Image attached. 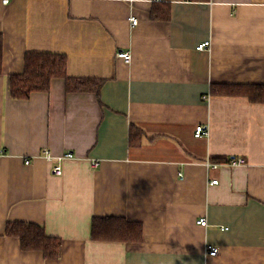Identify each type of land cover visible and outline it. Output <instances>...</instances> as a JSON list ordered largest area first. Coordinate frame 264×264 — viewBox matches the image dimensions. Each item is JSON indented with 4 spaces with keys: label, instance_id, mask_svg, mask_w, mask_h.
I'll return each mask as SVG.
<instances>
[{
    "label": "crops",
    "instance_id": "crops-1",
    "mask_svg": "<svg viewBox=\"0 0 264 264\" xmlns=\"http://www.w3.org/2000/svg\"><path fill=\"white\" fill-rule=\"evenodd\" d=\"M167 2L171 18H152ZM0 33V264H264V103L211 92L264 83V0L0 1ZM33 51L65 54L70 77L104 79L99 95L55 77L13 98L9 76ZM199 124L208 133L196 137ZM44 148L74 154L62 175ZM107 215L140 221L143 240H93V217ZM9 220L43 224L60 256L23 250Z\"/></svg>",
    "mask_w": 264,
    "mask_h": 264
},
{
    "label": "trees",
    "instance_id": "trees-1",
    "mask_svg": "<svg viewBox=\"0 0 264 264\" xmlns=\"http://www.w3.org/2000/svg\"><path fill=\"white\" fill-rule=\"evenodd\" d=\"M152 18L168 20L171 18V5L159 3L152 9ZM3 34L0 33V73L3 65ZM55 77L65 79L67 91H93L98 95L105 80L96 77H70L67 75V57L63 53L33 51L25 55L24 70L11 74L8 79L10 95L15 99L29 98L34 92H45L51 87ZM211 92L223 95H243L252 102L264 103V83H217L211 85ZM143 130L136 124L130 127V145L141 143ZM229 157L214 155L212 160L220 162ZM144 226L140 221L125 216H94L91 224L93 240L135 243L143 240ZM5 234L20 240L23 250L42 251L46 258H58L62 251V240L49 235L45 226L25 220H9Z\"/></svg>",
    "mask_w": 264,
    "mask_h": 264
},
{
    "label": "built area",
    "instance_id": "built-area-1",
    "mask_svg": "<svg viewBox=\"0 0 264 264\" xmlns=\"http://www.w3.org/2000/svg\"><path fill=\"white\" fill-rule=\"evenodd\" d=\"M1 3L3 4H8L11 0H0ZM130 21L132 23V25H137L138 23V18L136 16H131L130 17ZM210 40H206V41H203L202 43L198 44L197 45V49H206L207 47H210ZM117 56L124 59V61L126 63H131L132 61V54H131V51L129 50H121V51H118L117 53ZM208 133L207 131V127L203 124H199L197 125L196 127V131H195V136L196 137H201L203 135H206ZM3 152V149L2 147H0V153ZM43 156L46 157L49 161L51 162H55V164L53 165V172L57 175H62L63 174V166L61 164V161L63 159H69V158H72L74 156V154L72 152H65L59 156H54L52 151L50 149H47V148H44L43 149ZM32 159L30 158H26L25 159V162L28 164L31 162ZM247 161L244 157H234L228 161H226L225 163L226 164H229V165H241V164H245ZM92 167L96 168L100 165V162L98 160H93L92 161ZM214 166L218 165V164H213ZM218 180L217 179H213V181L211 183H217ZM197 223L200 224V225H203V226H206L208 224V221L205 217H201L200 219L197 220ZM218 248L215 247V246H209V254L210 255H217L218 253Z\"/></svg>",
    "mask_w": 264,
    "mask_h": 264
},
{
    "label": "bare ground",
    "instance_id": "bare-ground-1",
    "mask_svg": "<svg viewBox=\"0 0 264 264\" xmlns=\"http://www.w3.org/2000/svg\"><path fill=\"white\" fill-rule=\"evenodd\" d=\"M123 60H124V59H123ZM131 62H132V61H131ZM196 127H197V126H196ZM195 131H196V130H195ZM207 131H208V130H207ZM194 135H195V133H194ZM212 181H213V180H212ZM212 181H211V182H212ZM217 183H218V182H217Z\"/></svg>",
    "mask_w": 264,
    "mask_h": 264
}]
</instances>
